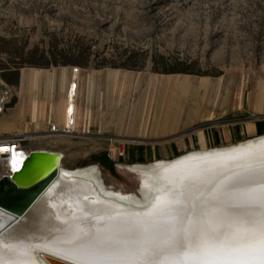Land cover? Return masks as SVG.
<instances>
[{
  "label": "rangeland",
  "instance_id": "obj_1",
  "mask_svg": "<svg viewBox=\"0 0 264 264\" xmlns=\"http://www.w3.org/2000/svg\"><path fill=\"white\" fill-rule=\"evenodd\" d=\"M27 57L49 69L75 57L78 91L84 77L95 84L117 129L91 140L31 133L25 146L62 149L64 168L96 167L106 188L136 199L144 174L124 166L137 165L129 145L264 118V0H0V66ZM105 62L133 68L95 66ZM176 63L189 71L156 70ZM11 88L10 107L22 109Z\"/></svg>",
  "mask_w": 264,
  "mask_h": 264
},
{
  "label": "bare ground",
  "instance_id": "obj_2",
  "mask_svg": "<svg viewBox=\"0 0 264 264\" xmlns=\"http://www.w3.org/2000/svg\"><path fill=\"white\" fill-rule=\"evenodd\" d=\"M135 169L144 174L139 199L106 188L96 167L61 164L27 213L0 210V264H51L49 254L74 264H226L264 249V180L255 175L264 134Z\"/></svg>",
  "mask_w": 264,
  "mask_h": 264
},
{
  "label": "crops",
  "instance_id": "obj_3",
  "mask_svg": "<svg viewBox=\"0 0 264 264\" xmlns=\"http://www.w3.org/2000/svg\"><path fill=\"white\" fill-rule=\"evenodd\" d=\"M8 75L13 83H7L11 86L20 87V91L23 92L21 95L25 100V106L22 109L9 106L4 113L0 114V136L33 133L41 139L60 136L84 140L115 137L116 126L112 122L108 124L105 114L94 101L95 90L93 86L95 84L88 82L87 77H84L86 84L85 82L82 83L83 92H79L78 76L72 67L66 65L54 69L21 68L18 74L11 72ZM73 83L76 90L74 96L71 94ZM21 95L20 93L17 95L19 103L22 102ZM69 103H73L76 108L75 129L77 133L74 136L52 133L49 130L52 123L59 127L64 124L65 108ZM262 134H264V118L262 120L248 119L231 124L216 121L214 124L201 127L195 133L185 137L172 138L166 143L147 142L148 144L129 145L130 154L126 159L137 163V165L124 166L136 167L139 164H147L145 162L152 161L157 157L162 159L156 160H169L193 150L231 145L234 142H242L247 138ZM29 149L30 151L47 150L65 155L62 149L54 150L47 147H29Z\"/></svg>",
  "mask_w": 264,
  "mask_h": 264
},
{
  "label": "water",
  "instance_id": "obj_4",
  "mask_svg": "<svg viewBox=\"0 0 264 264\" xmlns=\"http://www.w3.org/2000/svg\"><path fill=\"white\" fill-rule=\"evenodd\" d=\"M62 161V153L31 150L21 171H16L13 178H0V210L14 218L27 213L58 177ZM45 258L51 264H74L56 255L49 254Z\"/></svg>",
  "mask_w": 264,
  "mask_h": 264
},
{
  "label": "built area",
  "instance_id": "obj_5",
  "mask_svg": "<svg viewBox=\"0 0 264 264\" xmlns=\"http://www.w3.org/2000/svg\"><path fill=\"white\" fill-rule=\"evenodd\" d=\"M74 69V72L79 71L78 67ZM13 95V88L3 80L0 70V114L9 108ZM76 119L77 113L75 106L73 108L72 106H68L65 108L64 124L59 127L57 124L52 123L49 130L56 134L61 133L67 136H74L77 133L75 129ZM30 134L16 133L13 136H0V178L3 176L13 178L12 176L16 172V166L19 164L20 159L25 158L23 162H26L30 154V149L25 146L24 141L29 138Z\"/></svg>",
  "mask_w": 264,
  "mask_h": 264
},
{
  "label": "trees",
  "instance_id": "obj_6",
  "mask_svg": "<svg viewBox=\"0 0 264 264\" xmlns=\"http://www.w3.org/2000/svg\"><path fill=\"white\" fill-rule=\"evenodd\" d=\"M56 65L58 64L57 61L54 62ZM73 63H78L76 58L74 57L72 60L67 61V63H65V65L68 64H73ZM45 63L39 64L35 61H33L31 58L27 57V59L25 58H21L19 60H14L12 61L11 64H6L4 66H0L1 69V73H2V77L4 78V80H6L8 83L12 84L13 82L11 81V77H9V73L14 72L16 74L19 73L20 69L22 67H27V66H34V67H40L42 68V66ZM110 65V66H115V67H119V66H123V67H131L133 68L131 65L127 64V63H122L120 65H116L114 63H109V62H105V63H96L95 66L97 68H104L105 66ZM86 66V65H85ZM157 71H161V72H188V68L186 67H178L177 63L176 65H172V66H165L161 69L157 68Z\"/></svg>",
  "mask_w": 264,
  "mask_h": 264
},
{
  "label": "snow or ice",
  "instance_id": "obj_7",
  "mask_svg": "<svg viewBox=\"0 0 264 264\" xmlns=\"http://www.w3.org/2000/svg\"><path fill=\"white\" fill-rule=\"evenodd\" d=\"M258 176L261 180H264V169L259 170L258 173L255 174ZM253 177H242V181H247L249 179H252ZM264 186V185H262ZM259 207L261 209V220L260 223L262 225V231H264V195H261L258 200ZM256 255L253 256L252 260H241L238 262H232L228 261L226 264H264V249H257Z\"/></svg>",
  "mask_w": 264,
  "mask_h": 264
}]
</instances>
